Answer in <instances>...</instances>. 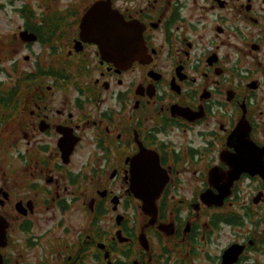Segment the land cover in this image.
Listing matches in <instances>:
<instances>
[{"label":"flooded vegetation","instance_id":"1","mask_svg":"<svg viewBox=\"0 0 264 264\" xmlns=\"http://www.w3.org/2000/svg\"><path fill=\"white\" fill-rule=\"evenodd\" d=\"M96 2L102 22L82 32ZM8 3L35 38L22 37L33 65L1 114L0 264H220L232 244L233 264H260L264 0ZM140 30L142 56L116 63L89 40L132 54Z\"/></svg>","mask_w":264,"mask_h":264},{"label":"water","instance_id":"2","mask_svg":"<svg viewBox=\"0 0 264 264\" xmlns=\"http://www.w3.org/2000/svg\"><path fill=\"white\" fill-rule=\"evenodd\" d=\"M102 6H101V2H96L94 3L90 9L87 10V12L83 15L82 20H81V29L82 32H86L87 27L90 26V24L92 22H97V24L99 25L100 22H102L99 18V16L101 15L100 12L102 11ZM106 20H108V18H105ZM104 19V20H105ZM117 24H121V20H116ZM123 23V28L126 29L125 27V22ZM133 29H136V26H133ZM140 35L138 38L139 41V45H138V51H136V46H135V50L132 54H121L120 52H118V49H115V47L113 45H110L108 43V41L110 39L106 38H92L89 40H92L94 42H96L99 46L100 52H101V56L106 59V60H110L114 63L116 62H120L123 59L126 58H138L142 56V49H141V42H142V37H141V30L139 31ZM18 36L20 38V40H22L23 38H26L27 40H33L35 37L32 34H29L27 31H22L20 30L18 32ZM134 41H137V38H133ZM115 40V39H114ZM254 173V172H252ZM156 199H142V208L144 210V212L150 216V219L148 220L147 225L150 224H154L155 220H156V215H157V206H156ZM202 201L208 203V204H221L222 203V198H218V199H213L210 198L208 196H204L202 198ZM22 207V204L19 202L17 205V210L20 212V208ZM138 240L139 243L145 248L148 249V243H147V239L145 237L144 231L142 229V231L140 232L139 236H138ZM101 247H103V245H101ZM244 249V245H240V244H232L230 246H228L222 254V259H221V263L220 264H233L235 263L240 254L243 252ZM104 257L107 258L108 257V253L105 252ZM106 264H113L111 261H107ZM132 264H137V262H133Z\"/></svg>","mask_w":264,"mask_h":264},{"label":"rangeland","instance_id":"3","mask_svg":"<svg viewBox=\"0 0 264 264\" xmlns=\"http://www.w3.org/2000/svg\"><path fill=\"white\" fill-rule=\"evenodd\" d=\"M9 0H0L4 6L0 8V67L9 69L12 61L19 62L21 68H31L33 65V54L22 49V40L18 36V32L22 29V18L17 11L9 5ZM6 4V5H5ZM16 6L20 5V0H14ZM24 55H29V62H24ZM5 72L0 74V79L5 80ZM231 235L227 231H223V234L212 239L211 243H208L205 247L212 258H215L220 250L227 245L231 239ZM250 263L252 260L264 264L260 253L249 254ZM248 261V260H247ZM197 264H214L212 260H209L203 254L198 260Z\"/></svg>","mask_w":264,"mask_h":264},{"label":"trees","instance_id":"4","mask_svg":"<svg viewBox=\"0 0 264 264\" xmlns=\"http://www.w3.org/2000/svg\"><path fill=\"white\" fill-rule=\"evenodd\" d=\"M3 4L0 3V7ZM6 74L5 80L0 79V97H5L0 101V121H8V114L5 118L2 117V113H11L14 108L10 107L16 104V102L6 99V97L22 96V68L19 66V62L14 60L9 66V69L0 67V74Z\"/></svg>","mask_w":264,"mask_h":264},{"label":"bare ground","instance_id":"5","mask_svg":"<svg viewBox=\"0 0 264 264\" xmlns=\"http://www.w3.org/2000/svg\"><path fill=\"white\" fill-rule=\"evenodd\" d=\"M102 6V5H101ZM138 58H140V57H138Z\"/></svg>","mask_w":264,"mask_h":264}]
</instances>
